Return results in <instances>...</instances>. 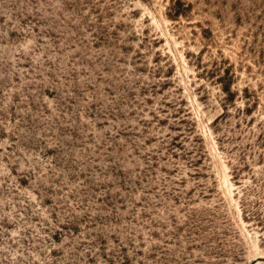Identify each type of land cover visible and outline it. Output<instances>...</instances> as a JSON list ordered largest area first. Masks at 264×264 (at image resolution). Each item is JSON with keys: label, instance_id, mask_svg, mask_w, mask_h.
<instances>
[{"label": "rangeland", "instance_id": "374dc122", "mask_svg": "<svg viewBox=\"0 0 264 264\" xmlns=\"http://www.w3.org/2000/svg\"><path fill=\"white\" fill-rule=\"evenodd\" d=\"M0 264H264V0H0Z\"/></svg>", "mask_w": 264, "mask_h": 264}]
</instances>
